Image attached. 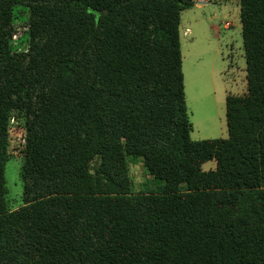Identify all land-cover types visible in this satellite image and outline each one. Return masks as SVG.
Instances as JSON below:
<instances>
[{
    "label": "trees",
    "instance_id": "1",
    "mask_svg": "<svg viewBox=\"0 0 264 264\" xmlns=\"http://www.w3.org/2000/svg\"><path fill=\"white\" fill-rule=\"evenodd\" d=\"M197 1L0 0V264H264V0H239L247 93L227 98L229 138L199 142L180 41ZM14 112L24 205L12 212ZM138 152L156 183L140 194Z\"/></svg>",
    "mask_w": 264,
    "mask_h": 264
},
{
    "label": "rangeland",
    "instance_id": "2",
    "mask_svg": "<svg viewBox=\"0 0 264 264\" xmlns=\"http://www.w3.org/2000/svg\"><path fill=\"white\" fill-rule=\"evenodd\" d=\"M29 10L14 11V33L11 48L14 53L29 51ZM190 31V32H189ZM239 0H213L209 5L196 6L182 14L180 41L182 70L188 116L193 126L195 142L227 140V98L247 93V64L243 46ZM14 36L17 39H14ZM23 115L14 112L9 122L11 158L6 164L5 180L7 207L16 211L23 207ZM138 157L130 162L133 192L140 194L155 185L151 175ZM216 163L203 166L215 170Z\"/></svg>",
    "mask_w": 264,
    "mask_h": 264
},
{
    "label": "water",
    "instance_id": "3",
    "mask_svg": "<svg viewBox=\"0 0 264 264\" xmlns=\"http://www.w3.org/2000/svg\"><path fill=\"white\" fill-rule=\"evenodd\" d=\"M209 3L208 2H196V6H204V5H208Z\"/></svg>",
    "mask_w": 264,
    "mask_h": 264
},
{
    "label": "crops",
    "instance_id": "4",
    "mask_svg": "<svg viewBox=\"0 0 264 264\" xmlns=\"http://www.w3.org/2000/svg\"><path fill=\"white\" fill-rule=\"evenodd\" d=\"M198 1H200V2H208V3L210 4V3H211L213 0H212V1H207V0H198ZM198 1H197V2H198ZM209 4H208V5H209ZM189 32H190V31H189Z\"/></svg>",
    "mask_w": 264,
    "mask_h": 264
},
{
    "label": "built area",
    "instance_id": "5",
    "mask_svg": "<svg viewBox=\"0 0 264 264\" xmlns=\"http://www.w3.org/2000/svg\"><path fill=\"white\" fill-rule=\"evenodd\" d=\"M14 39H17V37H16V36H14ZM22 143L24 144V143H25V141H24V140H22Z\"/></svg>",
    "mask_w": 264,
    "mask_h": 264
}]
</instances>
